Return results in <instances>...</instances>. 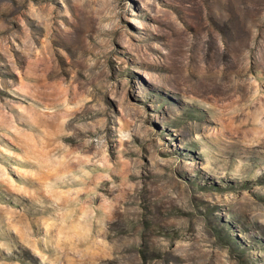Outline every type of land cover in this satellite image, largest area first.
Masks as SVG:
<instances>
[{"label": "rangeland", "instance_id": "obj_1", "mask_svg": "<svg viewBox=\"0 0 264 264\" xmlns=\"http://www.w3.org/2000/svg\"><path fill=\"white\" fill-rule=\"evenodd\" d=\"M0 264H264V0H0Z\"/></svg>", "mask_w": 264, "mask_h": 264}]
</instances>
